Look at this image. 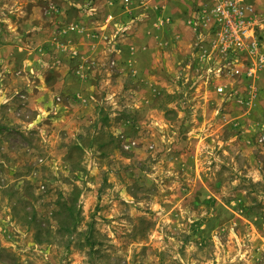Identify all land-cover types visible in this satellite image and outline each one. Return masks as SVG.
Wrapping results in <instances>:
<instances>
[{
    "label": "rangeland",
    "instance_id": "374dc122",
    "mask_svg": "<svg viewBox=\"0 0 264 264\" xmlns=\"http://www.w3.org/2000/svg\"><path fill=\"white\" fill-rule=\"evenodd\" d=\"M0 264H264V0H0Z\"/></svg>",
    "mask_w": 264,
    "mask_h": 264
},
{
    "label": "built area",
    "instance_id": "2783aa9c",
    "mask_svg": "<svg viewBox=\"0 0 264 264\" xmlns=\"http://www.w3.org/2000/svg\"><path fill=\"white\" fill-rule=\"evenodd\" d=\"M214 14L224 23H226L227 26H230V28L226 31L230 33L231 37L234 39L238 45H241V35L238 34V31H242L244 29V25L242 21H238V11L231 1H228L227 3H220L214 8ZM244 34V33H243ZM259 62L263 61L262 57H259ZM256 70V67H250L245 71V74L247 76H251L254 74ZM238 72V70H236Z\"/></svg>",
    "mask_w": 264,
    "mask_h": 264
},
{
    "label": "crops",
    "instance_id": "0c3cea01",
    "mask_svg": "<svg viewBox=\"0 0 264 264\" xmlns=\"http://www.w3.org/2000/svg\"><path fill=\"white\" fill-rule=\"evenodd\" d=\"M149 1H151V2H155V0H149ZM162 1H164V0H162ZM156 3H158V2H156ZM177 4H181V3H179L178 1H170L169 3H167L166 4V7H167V10H169L170 8H172V7H174V5H177ZM165 7V8H166ZM165 10V9H164ZM165 11V12H168V11ZM163 15H165V13H164V11H163ZM163 33H164V31H163ZM131 47H130V51H129V53H131V56L129 57V58H132V60L133 61H136V56H137V52L139 51V49H141L140 47H138V46H136V45H130ZM122 48L123 47H119L118 49H117V51H115L114 53H115V57H116V59L118 58V55H119V52L120 51H122ZM144 49H148L149 50V47L147 46H144ZM134 63V62H133Z\"/></svg>",
    "mask_w": 264,
    "mask_h": 264
}]
</instances>
